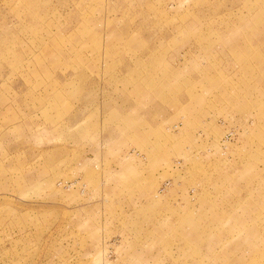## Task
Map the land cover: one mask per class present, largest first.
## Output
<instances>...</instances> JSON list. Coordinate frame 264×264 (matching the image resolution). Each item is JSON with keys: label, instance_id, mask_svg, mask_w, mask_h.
I'll use <instances>...</instances> for the list:
<instances>
[{"label": "rangeland", "instance_id": "obj_1", "mask_svg": "<svg viewBox=\"0 0 264 264\" xmlns=\"http://www.w3.org/2000/svg\"><path fill=\"white\" fill-rule=\"evenodd\" d=\"M0 264H264V0H0Z\"/></svg>", "mask_w": 264, "mask_h": 264}]
</instances>
